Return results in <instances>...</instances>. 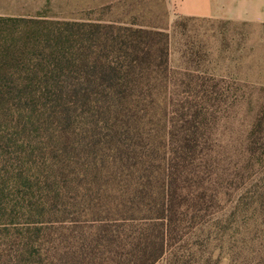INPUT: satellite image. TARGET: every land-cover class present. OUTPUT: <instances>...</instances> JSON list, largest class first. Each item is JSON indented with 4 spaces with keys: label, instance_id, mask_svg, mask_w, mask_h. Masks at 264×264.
Instances as JSON below:
<instances>
[{
    "label": "trees",
    "instance_id": "1",
    "mask_svg": "<svg viewBox=\"0 0 264 264\" xmlns=\"http://www.w3.org/2000/svg\"><path fill=\"white\" fill-rule=\"evenodd\" d=\"M175 73L163 30L0 15V264H264V108L241 162L227 79Z\"/></svg>",
    "mask_w": 264,
    "mask_h": 264
},
{
    "label": "rangeland",
    "instance_id": "2",
    "mask_svg": "<svg viewBox=\"0 0 264 264\" xmlns=\"http://www.w3.org/2000/svg\"><path fill=\"white\" fill-rule=\"evenodd\" d=\"M39 14L57 19L102 18L168 32L175 75L182 76L184 70L203 72L224 77L232 86V104L223 112L215 135L223 154L243 162L248 133L264 108V23L181 18L173 26L167 0H0V15ZM159 113L164 115V108ZM220 264H230L225 253Z\"/></svg>",
    "mask_w": 264,
    "mask_h": 264
},
{
    "label": "crops",
    "instance_id": "3",
    "mask_svg": "<svg viewBox=\"0 0 264 264\" xmlns=\"http://www.w3.org/2000/svg\"><path fill=\"white\" fill-rule=\"evenodd\" d=\"M171 23L181 18L205 19L235 25L264 23V0H167Z\"/></svg>",
    "mask_w": 264,
    "mask_h": 264
}]
</instances>
